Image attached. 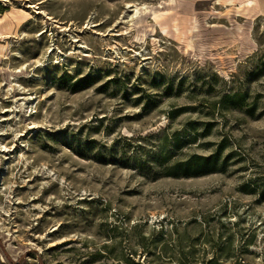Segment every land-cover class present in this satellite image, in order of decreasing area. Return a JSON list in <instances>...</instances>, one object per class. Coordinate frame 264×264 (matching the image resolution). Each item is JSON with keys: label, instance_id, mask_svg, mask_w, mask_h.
<instances>
[{"label": "rangeland", "instance_id": "rangeland-1", "mask_svg": "<svg viewBox=\"0 0 264 264\" xmlns=\"http://www.w3.org/2000/svg\"><path fill=\"white\" fill-rule=\"evenodd\" d=\"M0 264H264V0H0Z\"/></svg>", "mask_w": 264, "mask_h": 264}, {"label": "trees", "instance_id": "trees-1", "mask_svg": "<svg viewBox=\"0 0 264 264\" xmlns=\"http://www.w3.org/2000/svg\"><path fill=\"white\" fill-rule=\"evenodd\" d=\"M216 153H212L207 156H197L193 160L183 163L184 167H200L205 168L204 172H209L212 170L213 164L216 160Z\"/></svg>", "mask_w": 264, "mask_h": 264}]
</instances>
